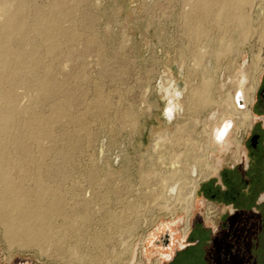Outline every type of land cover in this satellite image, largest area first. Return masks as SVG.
Segmentation results:
<instances>
[{
	"label": "rangeland",
	"instance_id": "1",
	"mask_svg": "<svg viewBox=\"0 0 264 264\" xmlns=\"http://www.w3.org/2000/svg\"><path fill=\"white\" fill-rule=\"evenodd\" d=\"M39 1L47 2L48 0ZM101 1L87 0L77 3L74 15L78 20H83V26L89 28L88 32L94 36L95 43L82 59L64 62L61 70L63 73L73 72L82 76V79L75 83L83 87L85 93L71 113H84L82 122L85 127L79 129L71 126L60 127V125H57V128L54 127L58 134L63 133V135L77 138L78 148L73 153L71 179L76 189H85L87 195L90 194L97 199L99 209L90 210V220L80 225L79 235H77L80 237L77 240L67 237L61 240L60 252L54 240L44 242L41 248L36 245L9 246L0 225V234H2L0 235V264H69L68 257L72 256V253L76 254L74 257L76 261L73 264H96L92 257L100 252L106 255L98 264H185L191 254V250H186L187 245L190 238L196 237L195 234L190 237L193 222L200 215H204L205 222L213 224L218 217L209 213V210L218 204L201 193L203 187L210 186L214 182L220 183L221 172L244 159L243 143L251 118L244 125L245 127H238L236 118H233L235 124L232 126L231 137L236 138V143H233L225 153L217 154L216 159L220 162L217 173H211L208 177L197 180L194 207L188 217L179 211L188 208V204L169 205L168 213L160 212L159 206L153 207L145 189L148 184H151L152 177L144 175V178H140L137 171L141 168L140 166L145 167L148 163L143 152L155 141V132L166 127L168 130H175V123H166L162 114L165 99L158 88L159 79L164 75H173L178 87L183 91V101L187 99L192 85L197 86L203 77L210 80V95H213L211 96L214 97L215 102L207 109H200L194 115L187 114L188 116L180 118L177 122L185 123L186 130L197 132L203 130L202 121L208 119L210 114L219 119L222 115L221 110L226 105L224 99L230 94H233L238 108L249 112L255 90L264 71V1L256 0L243 9L248 28L244 40H239L237 34L235 35L231 30L221 36L211 24L208 25L209 31L206 37L197 44L201 52L198 64H195L188 53L192 42L184 32V13L188 11L192 0H109L110 2L103 0V3ZM225 44L229 46L228 52L217 53V50L222 49ZM76 47L80 51L81 42L76 43ZM97 93L101 95L99 101L93 108L88 109L87 104L95 100ZM246 93H248V99L243 98ZM24 98L26 101L27 97ZM184 104L186 105V102ZM126 110L132 111V117L122 119V113ZM195 117L199 121L196 128L193 125ZM192 136H195V133L192 132ZM99 140H103V143ZM119 164H123V167ZM90 171L95 173V182L88 181ZM124 201H129L133 208L126 210L123 206ZM69 204L73 205L74 201L70 200ZM109 212L123 219V222L115 226L112 220L105 216V213ZM179 218L181 221L178 223L176 220ZM186 225V234H183V228ZM124 230L125 232L129 230V234L130 232L132 234L129 236L127 233V237L124 236L123 244L121 236L125 234ZM94 233H100L101 238L98 242L91 239ZM171 233H174L173 239ZM55 237L58 239L57 236ZM194 249L197 251V247ZM161 252H170L171 259L166 260L161 256Z\"/></svg>",
	"mask_w": 264,
	"mask_h": 264
},
{
	"label": "bare ground",
	"instance_id": "2",
	"mask_svg": "<svg viewBox=\"0 0 264 264\" xmlns=\"http://www.w3.org/2000/svg\"><path fill=\"white\" fill-rule=\"evenodd\" d=\"M84 1L87 0H48L47 2L0 0V225L9 246L36 245L41 248L44 242L54 240L60 252L61 240L65 237L77 240L80 237L77 236L80 225L90 220V210L99 209L97 199L90 194L87 195L85 189H76L71 179L73 153L78 148L77 138L63 135V133L58 134L54 128H57V125L71 126L75 129L85 127L82 122L84 113H71L85 93V89L75 83L81 80L82 76L78 73L61 71L64 62H75L82 59L95 43L94 36L88 32L89 28L83 26V20H78L74 15L77 3ZM255 1H191L188 11L184 13V32L192 42L188 53L195 64H198L201 58L197 44L206 37L210 24L221 36L231 30L235 35L237 34L239 40L246 39L248 28L243 9ZM78 42L82 44L80 51L76 49ZM110 45L113 44L110 43ZM227 49L229 46L225 44L222 49L217 50V53H224ZM159 80L158 91L165 99L162 114L166 123H175V130H168L166 127L155 132V141L143 152L148 163L145 167L140 166V169L137 167V171L140 178H144V175L152 177L151 184L145 188L147 198L152 201V206H159L160 212L168 213L169 205L188 204L190 207L197 180L206 178L217 170L218 161L215 160L217 152L222 148L228 150L230 144L236 143V138L231 137L232 126L235 124L233 118H236L235 122L238 127H245L244 125L250 121V113L246 109L242 110L237 107L233 94L226 98L225 95L226 105L221 110L222 115L219 119L210 114L208 119L202 121L203 130L198 132L186 130L185 123H178L180 118L188 116L187 114L194 115L200 109H207L215 102L213 95H210V80L203 77L197 86L192 85L188 95L186 94L185 101L182 100L183 91L178 87L173 75L166 74ZM100 96V93H97L95 100L88 103L87 108H93ZM24 97H27L26 101ZM243 98L248 99V93L243 95ZM130 116L132 117V111L126 110L121 117L126 119ZM198 123L195 117L194 127ZM192 132L195 136H192ZM127 164L129 166V163ZM95 180L94 171H90L88 181L95 182ZM70 200L74 201L73 205L69 204ZM123 206L126 210L133 208L129 201H124ZM188 208L183 210L188 211ZM105 216H108L115 226L123 222V219L118 218L112 212L105 213ZM127 233L129 234V230L121 234L123 244ZM100 238V233H94L91 237L94 242H98ZM105 255L104 252H100L97 256H93L92 260L98 264ZM75 256L76 254L72 253V256L68 257L69 264L75 263Z\"/></svg>",
	"mask_w": 264,
	"mask_h": 264
},
{
	"label": "flooded vegetation",
	"instance_id": "3",
	"mask_svg": "<svg viewBox=\"0 0 264 264\" xmlns=\"http://www.w3.org/2000/svg\"><path fill=\"white\" fill-rule=\"evenodd\" d=\"M249 113L251 122L243 143L244 159L228 170L224 169L220 183H211L201 191L218 204L209 210L218 217L212 224L206 223L204 215L199 214L193 222L190 237L194 234L196 237L190 238L187 245L186 250H191V254L185 264H264V71ZM225 149H220L217 154L225 153ZM216 161L215 173L220 166L219 160ZM194 194L188 211L179 210L187 217L194 207ZM186 230L187 225L183 234ZM161 256L166 260L172 257L170 252H161Z\"/></svg>",
	"mask_w": 264,
	"mask_h": 264
}]
</instances>
